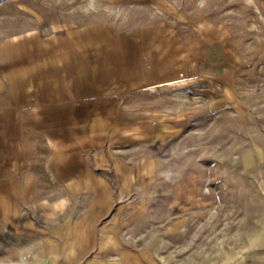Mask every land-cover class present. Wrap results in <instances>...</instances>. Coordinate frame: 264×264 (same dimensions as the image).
Returning a JSON list of instances; mask_svg holds the SVG:
<instances>
[{"label": "rangeland", "instance_id": "rangeland-1", "mask_svg": "<svg viewBox=\"0 0 264 264\" xmlns=\"http://www.w3.org/2000/svg\"><path fill=\"white\" fill-rule=\"evenodd\" d=\"M6 93L0 264L89 197L18 190L45 158L114 181L81 264H264V0H0Z\"/></svg>", "mask_w": 264, "mask_h": 264}, {"label": "crops", "instance_id": "crops-1", "mask_svg": "<svg viewBox=\"0 0 264 264\" xmlns=\"http://www.w3.org/2000/svg\"><path fill=\"white\" fill-rule=\"evenodd\" d=\"M1 101L2 105L0 108L6 109L9 107L12 109V107H10L11 99L8 93L0 96V103ZM40 150L47 151L48 148L44 146V148ZM19 163V167L24 165L21 161H19ZM88 165L90 167L89 171L76 169L75 166H77V164L70 165L72 167L69 168L67 161L63 158L60 159L59 164L48 158L30 164L29 167H31V169H29V175L27 178L24 177L21 180L28 184L21 187L20 185L17 186L18 190L28 192L32 190L31 185L36 181L49 184L59 183L66 184L65 187L71 194L84 190L89 197L83 202L82 210L67 212L63 220V225L60 224L61 222H58L50 224L51 226H49V224H39L36 226L29 217L26 219L25 223L20 220V222L23 223L22 225L27 227L26 230L34 229L38 231L37 234L41 235L43 238L42 245H37L36 253L28 254L23 262L27 264H81L91 256L94 250L99 246L96 232L97 221L101 216L109 212L110 199L113 197L114 193V181L109 176H101L99 173L95 174L91 169V165ZM53 166H58V170H54ZM78 166L79 168L81 167L80 164ZM13 176L14 172L11 177ZM1 182H4V178ZM15 191L17 190L13 187L12 198L15 197ZM36 198L38 200H35V204H33V206L29 204V206L38 212V214H43L41 212L42 208L44 210L50 208L51 217L53 214H58L59 208L54 204L49 205L50 203L47 201V197H40V195H38ZM25 213L29 214L30 211L27 210ZM15 214H21V212L19 211L17 213L16 211ZM51 217L50 219H52ZM50 219L45 217L42 218L43 222H48ZM60 231H64L63 234H61ZM19 232H21V230H19ZM27 232L29 235L30 231Z\"/></svg>", "mask_w": 264, "mask_h": 264}, {"label": "clouds", "instance_id": "clouds-1", "mask_svg": "<svg viewBox=\"0 0 264 264\" xmlns=\"http://www.w3.org/2000/svg\"><path fill=\"white\" fill-rule=\"evenodd\" d=\"M63 203L67 204V201H64Z\"/></svg>", "mask_w": 264, "mask_h": 264}]
</instances>
